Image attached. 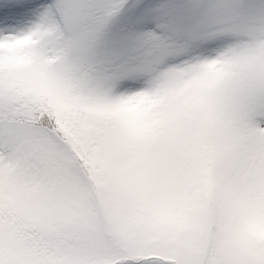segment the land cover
<instances>
[{"label": "snow or ice", "instance_id": "snow-or-ice-1", "mask_svg": "<svg viewBox=\"0 0 264 264\" xmlns=\"http://www.w3.org/2000/svg\"><path fill=\"white\" fill-rule=\"evenodd\" d=\"M0 264H264V0H0Z\"/></svg>", "mask_w": 264, "mask_h": 264}]
</instances>
